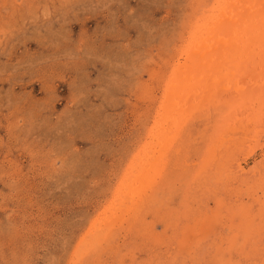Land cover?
<instances>
[{"label":"rangeland","instance_id":"rangeland-1","mask_svg":"<svg viewBox=\"0 0 264 264\" xmlns=\"http://www.w3.org/2000/svg\"><path fill=\"white\" fill-rule=\"evenodd\" d=\"M237 2L0 0V264H264V98L226 128L197 98L161 119ZM236 55L215 73L224 105L260 73ZM235 125L237 158L211 165Z\"/></svg>","mask_w":264,"mask_h":264},{"label":"bare ground","instance_id":"bare-ground-1","mask_svg":"<svg viewBox=\"0 0 264 264\" xmlns=\"http://www.w3.org/2000/svg\"><path fill=\"white\" fill-rule=\"evenodd\" d=\"M236 2V1H235ZM225 7V6H224ZM223 7V8H224ZM225 20H221V21H226L229 22V24H231V28L226 27L223 28L222 26V31H223V36H221V39H219L218 44H213L214 48L209 47L206 51H208L207 53H205L202 57L201 60L197 61V63L194 61V58L192 57L190 60V62L194 61L193 64L190 66L187 65L184 66L186 71H181V70H177V74H176V78L174 79L175 82L173 83L174 85L171 87H176L178 86V88H176L174 91H172V95L174 93L175 97L172 98L170 101L167 102L166 105H164L163 109H164V115L165 118L162 117V121H164V123L168 120L171 119L173 121H177L179 124L180 120H184V118H186V114L183 113L184 108L186 106V102L191 101L193 98H197V103L196 104H200L202 107L204 105H206V107H208L209 110V115L210 118L214 119L213 123L217 126H228L229 125H234L235 120H238V118H240L241 116V108H243L244 105L247 106V108H251L254 109L255 104L254 101L256 102L258 99L261 101H263L264 96V33L261 34L262 31H260V29L258 27H256L255 25H257L258 23H261L262 21H264V0H238L237 3H235L234 5H232L230 8H226V12H225ZM215 21V20H214ZM225 24V23H224ZM227 24V23H226ZM247 24V27H245V25ZM264 24V23H263ZM263 26V25H262ZM264 29V28H263ZM218 30H221L220 28ZM215 31V30H214ZM219 34V33H218ZM222 34V33H221ZM212 35V34H211ZM219 36V35H217ZM210 38V37H209ZM216 39V38H214ZM218 40V39H217ZM213 41V40H211ZM208 42V41H207ZM214 42V41H213ZM216 42V41H215ZM211 43V42H210ZM212 44V43H211ZM205 48V47H204ZM235 50L238 56H242V59H248L250 60V58H257L258 59V64L259 65V74L258 76L254 74L251 75H255L257 77V79L255 80V78L253 80V82L245 83V79L243 80L242 78L240 79V83H241V87H240V91L238 90H234L236 92H234V94H230L229 96L231 97V104H227L224 105V95L229 94V93H225L222 92L223 90V85L219 84V81L216 82L217 78L216 74L222 70L223 73V69H225L224 67L227 66V62H226V58L228 57V53L231 52L232 50ZM203 50V49H202ZM191 55V54H190ZM236 55V56H237ZM233 56H235L233 54ZM260 57V58H259ZM239 58V57H238ZM230 58L228 57V60ZM236 59V58H235ZM245 59V60H246ZM232 60V59H231ZM237 61V60H234ZM251 61V60H250ZM233 62V61H232ZM243 62V61H242ZM253 62V61H252ZM188 63V62H187ZM231 63V62H230ZM234 63V62H233ZM232 63V65H233ZM238 63V61L236 62ZM244 63V62H243ZM255 63V62H253ZM240 64V61L239 63ZM237 64V65H238ZM231 65V66H232ZM235 65V66H234ZM234 68H237V65L234 64ZM243 66V64H241ZM247 65V64H246ZM249 65V64H248ZM252 65V64H250ZM232 66V67H233ZM239 66V65H238ZM258 66V65H257ZM230 67V66H229ZM254 67V66H253ZM228 68V67H227ZM244 68V67H243ZM248 68V67H247ZM257 68V67H256ZM242 69V68H241ZM228 70V69H227ZM232 70V68H231ZM229 70V71H231ZM249 70V69H247ZM240 71V70H239ZM217 72V73H216ZM216 73V74H215ZM220 73V72H219ZM244 73V72H243ZM251 73V72H250ZM248 74V73H246ZM223 75V74H221ZM221 75H217V76H221ZM239 76V75H238ZM229 77V76H228ZM237 77V76H236ZM235 77V78H236ZM251 77V76H250ZM234 78V79H235ZM236 80H238L236 78ZM234 81V80H233ZM173 82V81H172ZM216 82V83H215ZM221 82V81H220ZM231 82V81H230ZM222 83V82H221ZM217 84V85H215ZM249 84H251V86H249ZM218 86V87H217ZM232 89V88H231ZM171 90V89H170ZM242 92V93H238V92ZM230 92V91H229ZM240 94V95H239ZM208 98H207V97ZM218 96V97H217ZM228 95H226L227 97ZM176 98V99H175ZM229 98V97H227ZM207 99H214L216 105H214L213 107H210V103L207 101ZM217 99V100H216ZM208 103H207V102ZM213 102V100H211ZM211 102V103H212ZM227 102V101H226ZM246 102H248V104H245ZM259 102V101H258ZM195 105V104H194ZM199 105V106H200ZM240 109V110H239ZM163 111V110H162ZM249 111V110H248ZM254 111V110H253ZM197 112V111H196ZM163 113V112H162ZM205 113V112H203ZM228 113V114H227ZM227 114V115H226ZM237 114V115H236ZM252 114V113H251ZM168 115V116H167ZM191 116V115H190ZM224 116V117H223ZM252 117V116H251ZM242 118V117H241ZM250 118V117H249ZM233 119L234 121L231 122V120ZM253 119V118H252ZM251 119V120H252ZM166 120V121H165ZM182 120V121H183ZM208 120V119H207ZM210 120V119H209ZM248 120V119H247ZM158 121V120H157ZM161 120L158 121V124ZM246 121V119H245ZM169 122V121H168ZM231 122V123H230ZM239 124H242V122L237 121ZM254 122V120H253ZM160 126H162V122H160ZM163 123V124H164ZM227 123V125H226ZM237 123V124H238ZM245 123V122H244ZM249 123V122H248ZM252 123V121H251ZM246 124V123H245ZM250 125V124H248ZM179 126V125H177ZM242 126V125H241ZM218 127V128H219ZM223 127H221L223 129ZM231 127V126H230ZM239 126L235 125L232 126L229 130V133L227 134V136H223L220 139H217V141L213 144H211V146L213 147L210 151V159L211 162L214 166L220 165V167H224L227 165H224V163L226 164L227 161L231 162L232 159L237 158V152H236V146L238 145V143L240 142V137H238V134L236 133L237 129L238 131L240 130L238 128ZM247 127V126H246ZM160 128V127H159ZM226 128V127H225ZM242 128V127H241ZM171 130V129H170ZM249 131V128L247 129ZM252 131L254 132V130L252 129ZM250 130V133L252 134V132ZM164 132V131H163ZM240 132V131H239ZM161 133V131H160ZM225 133V131H224ZM223 133V134H224ZM247 134V132H244ZM255 133V132H254ZM158 134V133H157ZM222 134V135H223ZM225 134V135H226ZM249 134V135H251ZM248 135V134H247ZM240 136V135H239ZM246 136V135H245ZM252 136V135H251ZM251 136H247V137H251ZM242 137V136H241ZM166 138V137H165ZM255 138V137H253ZM155 139V138H154ZM252 139V138H251ZM249 139V140H251ZM243 140V139H242ZM245 140V138H244ZM243 140V141H244ZM248 141V140H246ZM252 141V140H251ZM250 141V142H251ZM214 142V141H213ZM242 142V141H241ZM243 144V143H242ZM248 144V143H247ZM151 145V144H150ZM240 145V143H239ZM246 146V145H245ZM207 147V146H206ZM229 147V148H228ZM243 147V146H242ZM250 147V146H249ZM239 148V147H238ZM246 148V147H245ZM241 149V148H240ZM151 150H153V147L151 148ZM208 150V148H207ZM246 150V149H245ZM148 151V150H147ZM168 151V150H167ZM235 151V152H234ZM152 152V151H151ZM218 152V154H217ZM241 153V151H239ZM238 152V154H239ZM243 152V151H242ZM150 153V152H148ZM166 154V153H165ZM146 159L144 161L147 162V160L149 159V156L146 153ZM148 156V157H147ZM160 156V155H159ZM145 158V157H144ZM155 158H157L158 160V156H156ZM152 159V158H151ZM156 160V159H154ZM237 160V159H236ZM150 162V161H149ZM154 162V161H153ZM208 162V161H207ZM144 163V162H143ZM142 163V164H143ZM155 163V162H154ZM229 164V163H228ZM240 164V163H239ZM145 165V163H144ZM143 165V166H144ZM145 167V166H144ZM152 167L153 164H148L147 168L145 171H143V175L140 178V180H142L143 184L146 183V178L151 176V171H152ZM213 168V167H212ZM233 168V167H232ZM237 168V167H236ZM241 168V166H240ZM243 168V167H242ZM144 169V168H143ZM211 169V168H210ZM244 169V168H243ZM142 170V169H140ZM222 170V169H221ZM240 170V169H239ZM223 171V170H222ZM236 171V169H235ZM142 172V171H141ZM225 172V171H224ZM230 177H232V175L236 172H233L231 169L228 170ZM240 173V172H239ZM224 175V174H223ZM227 175V174H226ZM136 176V175H135ZM208 176V175H207ZM237 176V175H236ZM234 178V177H233ZM138 179V178H137ZM136 179V180H137ZM155 179V178H154ZM232 179V178H231ZM139 180V179H138ZM238 180V179H237ZM258 180V179H257ZM156 182V181H154ZM149 183V182H148ZM153 183V182H152ZM160 183V182H159ZM254 183V182H253ZM134 184V183H133ZM141 184V183H140ZM135 185V184H134ZM157 185V184H156ZM154 185V186H156ZM220 185V184H219ZM153 186V187H154ZM164 186V185H163ZM139 187V186H138ZM140 189V188H139ZM155 189V187H154ZM139 191V190H138ZM142 190H140L141 192ZM148 191V190H147ZM153 192V191H152ZM144 193V192H143ZM142 193V194H143ZM156 193V192H155ZM123 194V193H122ZM134 194V193H133ZM216 194V193H215ZM125 195V194H124ZM128 195V194H127ZM138 195V194H136ZM123 197V196H122ZM129 196H127L126 200L127 201H122V206L121 207H117L116 206V210L115 212L112 213L111 217L109 218H115L118 217V213L120 214L122 212L121 215H123V212L125 213L123 216L125 217V215L127 214L126 212L130 213L133 208H134V203L132 204V202H130L131 200L128 198ZM149 197V196H148ZM221 197V196H220ZM125 200V199H124ZM121 202V201H120ZM117 203L118 206L121 205V203ZM124 207V208H123ZM114 210V208H113ZM111 214V212H110ZM108 214V215H110ZM240 214V213H239ZM128 215V214H127ZM121 216V217H123ZM107 217V216H105ZM106 220V219H105ZM116 220V219H114ZM112 221V220H111ZM102 222V221H100ZM121 222V221H119ZM118 223V222H117ZM116 224V223H115ZM104 225L107 226V224L104 223ZM114 225V224H113ZM118 225V224H116ZM112 227V229L108 230L109 233H112L115 229V226ZM101 226V223H100ZM103 228H105L104 226H101V230H103ZM100 229V228H99ZM107 229V227L105 228V230ZM250 230V229H249ZM98 233V232H97ZM103 233V232H101ZM100 233V234H101ZM107 233V232H106ZM241 233V232H240ZM97 235V234H96ZM200 235V234H198ZM196 235V236H198ZM110 236V235H109ZM108 238V236L106 238H104L101 242H100V246L106 241V239ZM111 238V237H110ZM100 239V238H99ZM98 239V240H99ZM93 240H94V236H93ZM92 240V241H93ZM234 240V239H233ZM97 241V239H96ZM95 241V242H96ZM93 243V242H91ZM91 245V244H90ZM182 245V244H181ZM97 246V245H96ZM250 250V249H249Z\"/></svg>","mask_w":264,"mask_h":264}]
</instances>
